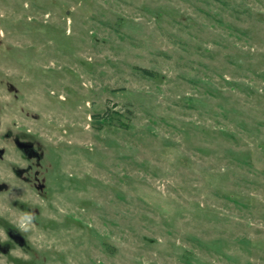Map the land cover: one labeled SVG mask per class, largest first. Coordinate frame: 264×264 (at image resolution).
I'll return each mask as SVG.
<instances>
[{"label":"rangeland","instance_id":"374dc122","mask_svg":"<svg viewBox=\"0 0 264 264\" xmlns=\"http://www.w3.org/2000/svg\"><path fill=\"white\" fill-rule=\"evenodd\" d=\"M0 40L54 168L0 264H264V0H0Z\"/></svg>","mask_w":264,"mask_h":264},{"label":"flooded vegetation","instance_id":"af4514ba","mask_svg":"<svg viewBox=\"0 0 264 264\" xmlns=\"http://www.w3.org/2000/svg\"><path fill=\"white\" fill-rule=\"evenodd\" d=\"M6 53L26 61L12 50L6 49ZM0 88L5 97L0 105V198L8 204L4 215L0 212V255L7 257L17 250L32 253L38 247L40 239L33 231L42 227L40 203L48 197L54 168L49 157L52 149L42 138L40 115L28 108L24 93L11 79H1ZM5 111L9 114L3 120ZM11 192L17 196L15 200ZM29 208L37 212L36 224L31 232L21 233L15 219L20 210Z\"/></svg>","mask_w":264,"mask_h":264},{"label":"clouds","instance_id":"9594fccd","mask_svg":"<svg viewBox=\"0 0 264 264\" xmlns=\"http://www.w3.org/2000/svg\"><path fill=\"white\" fill-rule=\"evenodd\" d=\"M11 199L17 197L14 193H10ZM37 212L34 208L20 210L19 215L15 219V226L21 233L31 232L36 224Z\"/></svg>","mask_w":264,"mask_h":264},{"label":"trees","instance_id":"16d2710c","mask_svg":"<svg viewBox=\"0 0 264 264\" xmlns=\"http://www.w3.org/2000/svg\"><path fill=\"white\" fill-rule=\"evenodd\" d=\"M143 72H144L145 74L152 75V74H150V72H148V71H146V70H143Z\"/></svg>","mask_w":264,"mask_h":264},{"label":"water","instance_id":"95a60500","mask_svg":"<svg viewBox=\"0 0 264 264\" xmlns=\"http://www.w3.org/2000/svg\"><path fill=\"white\" fill-rule=\"evenodd\" d=\"M0 43H1V40H0ZM8 50H10V48Z\"/></svg>","mask_w":264,"mask_h":264}]
</instances>
